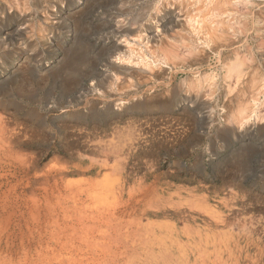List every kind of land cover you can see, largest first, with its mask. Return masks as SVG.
Wrapping results in <instances>:
<instances>
[{"label":"rangeland","instance_id":"374dc122","mask_svg":"<svg viewBox=\"0 0 264 264\" xmlns=\"http://www.w3.org/2000/svg\"><path fill=\"white\" fill-rule=\"evenodd\" d=\"M0 264H264V0H0Z\"/></svg>","mask_w":264,"mask_h":264},{"label":"bare ground","instance_id":"6f19581e","mask_svg":"<svg viewBox=\"0 0 264 264\" xmlns=\"http://www.w3.org/2000/svg\"><path fill=\"white\" fill-rule=\"evenodd\" d=\"M141 1H142V0H141ZM154 1H155V0H154ZM148 2H149V1H148ZM159 2H160V1H159ZM183 13H184V12H183ZM172 17H173V16H172ZM190 20H191V19H190ZM169 21H170V20H169ZM195 22H196V21H195ZM190 23H191V22H190ZM190 23H189V24H190ZM168 25H169V24H168ZM139 27H140V26H139ZM140 29H141V28H140ZM196 29H197V28H196ZM154 31H155V30H154ZM139 33H140V32H139ZM150 35H151V34H150ZM142 36H143V35H142ZM142 36H141V37H142ZM162 36H163V35H162ZM157 37H158V36H157ZM153 38H154V37H153ZM155 38H156V37H155ZM195 38H196V37H195ZM156 40H158V39L156 38ZM134 41H135V40H134ZM195 42H196V41H195ZM154 43H155V42H154ZM124 46H125V45H124ZM119 50H120V49H119ZM126 50H127V49H126ZM128 52H129V51H128ZM128 52H126L125 55H127ZM133 54H134L133 52H130L129 56H130V57H131V56L133 57ZM122 56H123V55H122ZM122 58H123V57H122ZM128 58H129V57H128ZM141 58H142V57H141ZM120 59H121V58H120ZM123 60H124V59H123ZM141 60H142V59H141ZM117 62H118V61H117ZM134 62H135V61H134ZM148 62H149V61H148ZM24 66H25V65H24ZM131 66H132V65H131ZM131 66H130V67H131ZM118 68H119V67H118ZM120 69H121V68H120ZM126 70L131 71L132 69H130V68H126ZM121 71H122V70H121ZM119 72H120V71H119ZM112 79H113V78H112ZM133 93H134V92H133ZM130 95H131V94H130ZM134 96H135V95H134ZM119 101H120V100H119ZM145 105H146V104H145ZM138 131H139V130H138ZM130 133H131V132H130ZM115 144H116V143H115ZM107 164H108V163H107Z\"/></svg>","mask_w":264,"mask_h":264}]
</instances>
